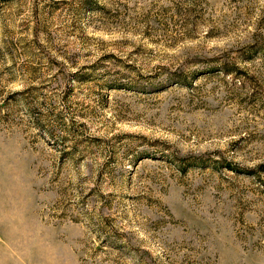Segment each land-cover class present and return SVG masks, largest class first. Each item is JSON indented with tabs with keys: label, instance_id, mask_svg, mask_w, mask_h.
<instances>
[{
	"label": "rangeland",
	"instance_id": "obj_1",
	"mask_svg": "<svg viewBox=\"0 0 264 264\" xmlns=\"http://www.w3.org/2000/svg\"><path fill=\"white\" fill-rule=\"evenodd\" d=\"M0 264H264V0H0Z\"/></svg>",
	"mask_w": 264,
	"mask_h": 264
}]
</instances>
